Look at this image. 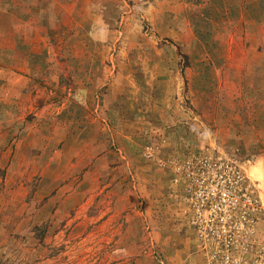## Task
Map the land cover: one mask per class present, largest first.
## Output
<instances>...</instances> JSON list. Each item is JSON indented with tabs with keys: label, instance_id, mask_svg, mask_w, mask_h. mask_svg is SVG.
<instances>
[{
	"label": "rangeland",
	"instance_id": "obj_1",
	"mask_svg": "<svg viewBox=\"0 0 264 264\" xmlns=\"http://www.w3.org/2000/svg\"><path fill=\"white\" fill-rule=\"evenodd\" d=\"M202 156L264 221V0H0V264H218Z\"/></svg>",
	"mask_w": 264,
	"mask_h": 264
},
{
	"label": "built area",
	"instance_id": "obj_2",
	"mask_svg": "<svg viewBox=\"0 0 264 264\" xmlns=\"http://www.w3.org/2000/svg\"><path fill=\"white\" fill-rule=\"evenodd\" d=\"M192 168L196 172L192 190L199 204L194 222L203 247L215 248L218 264H264V249L254 262L247 258L263 212L256 185L240 166L221 156H202Z\"/></svg>",
	"mask_w": 264,
	"mask_h": 264
},
{
	"label": "crops",
	"instance_id": "obj_3",
	"mask_svg": "<svg viewBox=\"0 0 264 264\" xmlns=\"http://www.w3.org/2000/svg\"><path fill=\"white\" fill-rule=\"evenodd\" d=\"M260 172V173H258ZM251 175L254 177V179L258 180L261 179V187L264 189V167L263 169H256L255 171L251 172ZM259 176V178H257ZM264 204V202H263ZM259 229L262 232V239L264 240V221H262L259 225ZM257 226V228H258Z\"/></svg>",
	"mask_w": 264,
	"mask_h": 264
}]
</instances>
